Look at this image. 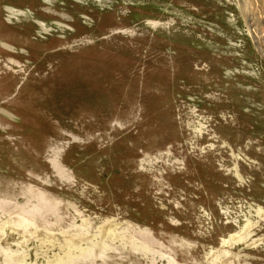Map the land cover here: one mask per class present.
<instances>
[{"label":"rangeland","instance_id":"374dc122","mask_svg":"<svg viewBox=\"0 0 264 264\" xmlns=\"http://www.w3.org/2000/svg\"><path fill=\"white\" fill-rule=\"evenodd\" d=\"M263 51L256 0H0V264H264Z\"/></svg>","mask_w":264,"mask_h":264},{"label":"water","instance_id":"95a60500","mask_svg":"<svg viewBox=\"0 0 264 264\" xmlns=\"http://www.w3.org/2000/svg\"><path fill=\"white\" fill-rule=\"evenodd\" d=\"M256 4L260 13V17L264 26V0H256Z\"/></svg>","mask_w":264,"mask_h":264},{"label":"bare ground","instance_id":"6f19581e","mask_svg":"<svg viewBox=\"0 0 264 264\" xmlns=\"http://www.w3.org/2000/svg\"><path fill=\"white\" fill-rule=\"evenodd\" d=\"M255 38H256V37H255ZM256 40H257V39H256ZM256 40H255V41H256ZM258 43H259V42H258ZM258 43L256 42L257 45H259ZM260 50H261V49H260ZM263 52H264V51H263Z\"/></svg>","mask_w":264,"mask_h":264}]
</instances>
